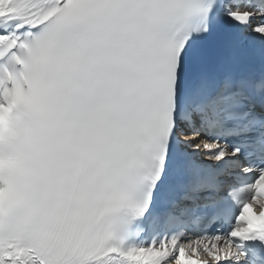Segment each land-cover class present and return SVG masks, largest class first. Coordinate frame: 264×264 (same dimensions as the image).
<instances>
[{"label": "snow or ice", "instance_id": "1", "mask_svg": "<svg viewBox=\"0 0 264 264\" xmlns=\"http://www.w3.org/2000/svg\"><path fill=\"white\" fill-rule=\"evenodd\" d=\"M0 264H264V0H0Z\"/></svg>", "mask_w": 264, "mask_h": 264}]
</instances>
